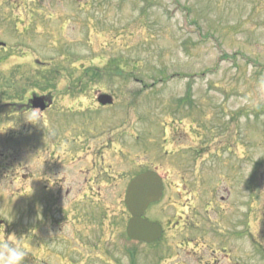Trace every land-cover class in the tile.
Wrapping results in <instances>:
<instances>
[{"label": "rangeland", "instance_id": "rangeland-1", "mask_svg": "<svg viewBox=\"0 0 264 264\" xmlns=\"http://www.w3.org/2000/svg\"><path fill=\"white\" fill-rule=\"evenodd\" d=\"M0 42V100L53 99L44 111L1 107L0 239L39 258L25 255L23 264H195L219 243L207 226L233 234V221L240 239H227L241 264H264V0H0ZM102 93L111 106L97 104ZM70 129L114 141L101 153L111 170L98 174L109 183L106 198L82 201L75 224L39 202L48 191L31 203L43 161L57 154L52 138ZM120 149L129 161L117 158ZM147 168L165 185L149 216L172 225L155 244H132L117 193L124 185L109 176ZM228 175L233 191L210 223L219 206L205 203L225 195ZM35 209L47 219L31 230ZM54 220L61 222L51 228ZM111 223L107 263L87 238L107 239ZM191 237L204 253L186 246Z\"/></svg>", "mask_w": 264, "mask_h": 264}, {"label": "flooded vegetation", "instance_id": "flooded-vegetation-1", "mask_svg": "<svg viewBox=\"0 0 264 264\" xmlns=\"http://www.w3.org/2000/svg\"><path fill=\"white\" fill-rule=\"evenodd\" d=\"M5 46H0L3 51H5ZM30 95H33L31 93ZM30 97L26 98V100L22 103H17V102H2L0 100V114L1 113V107L4 106H13L17 110H21L23 112H28L31 110L38 111L39 109H34L31 104L29 103ZM8 100V99H5ZM52 100L51 104L50 101ZM44 104L47 107L48 110L52 107L53 104V99L47 97L44 100ZM69 132V131H68ZM67 132V133H68ZM71 136H61L59 138H52V142H56L57 148H54L57 150V154H53L52 158L50 159V155L48 156L47 159L43 161V167L41 169L43 170V177L42 178H28L29 181L34 179L32 183V191L35 194V197L31 199V203L33 206L37 204L36 199L39 197L43 191H48L50 195H45L43 193V197L39 198V202H46L47 204H54L57 207L56 211H59V215L61 216V221L62 223H68V224H75L76 221H78L81 217L82 210L84 209V206L81 205L82 201H93V200H99L100 197L106 198V190L109 183L106 182H99L98 181V174H104L108 173L111 170V165H103V158L101 157V153L104 151L103 149H108L109 146L107 143H111L113 141L108 140L109 136L106 135V133H103L102 135L98 137H94L96 139H99V142L101 143L99 146L97 144H90L94 138H83V134L80 131H75L71 130ZM12 132H7L5 135H9ZM32 145H35L34 143H31ZM94 145V146H90ZM233 145L237 146L238 141H234ZM92 150V157L96 158L95 160H91V162H88V165L82 168L81 163L83 161V164H86L87 158L90 156L89 151ZM60 153V154H59ZM117 158L120 159L121 163L129 161L128 155L122 150H116L115 151ZM57 155V156H54ZM33 160V157H32ZM113 178L115 181L118 179L122 180V184H119V186H123L120 188L117 193L118 197L120 198L121 196H124L125 194V183L128 181V175H125L124 172H121L117 176H109ZM27 178V177H26ZM41 179V180H40ZM229 182L228 184L224 187V196H218L217 194L214 195L213 199H208V202L205 203L206 207H209V205L212 203L218 204L219 208L216 210V212L210 217L208 215V221H213L214 218L220 214L222 205L228 196L231 194L233 191V186L230 181L231 177L226 178ZM110 185H115L116 184H111ZM43 190V191H42ZM114 189L113 191H115ZM29 192V191H28ZM164 193V191H163ZM226 196V197H225ZM38 202V203H39ZM63 209L65 210L64 212ZM215 206H212V209L214 210ZM98 210V209H97ZM235 210V209H234ZM149 212V211H148ZM205 212H208V209L206 208ZM44 213V214H43ZM37 212V210H33V215L39 218V220L36 221L32 227H28L31 230L36 229L35 226H41L47 217H45V211ZM97 213V211H96ZM97 216V215H96ZM99 218H105V216H102L101 213L98 214ZM147 218H148V213H147ZM68 219V220H65ZM56 222L55 220L53 221V224L51 225V228H54L56 225L58 227L59 222ZM151 221H157V220H151ZM216 222V220H214ZM160 222V221H159ZM7 222L2 218V215H0V227L5 226ZM211 223V222H210ZM178 224V222H177ZM160 225L162 226L163 231H165V223L160 222ZM172 225V224H171ZM171 225L169 227H171ZM112 223L110 224L109 230L105 231V234H107V239H104L99 236V233L92 234L90 235L87 239L90 241V245L88 246L89 249H91L92 252H98L100 251V256L105 257L109 252L108 245L109 247L113 246V241H112V230L113 228L111 227ZM211 226V227H210ZM35 227V228H34ZM167 227V228H169ZM240 221L235 223L233 221L232 226H228L227 229L229 231L232 230L233 234H230L229 232H225L226 227L221 228L219 224H210L207 226V234L211 233L213 236V239H218L219 243H217V246H212V249L210 252L206 253L207 259L196 262L195 264H241V258H240V249L239 246H232L230 242H228V237H232L235 240L240 239ZM1 229V228H0ZM79 230H76L75 233L76 235L78 234ZM104 233V232H103ZM205 234L204 232H202ZM163 236V234H162ZM0 241H3L0 239ZM8 241V240H7ZM93 241H96L93 244ZM11 243L10 241H8ZM202 240L197 239V242H195L194 237H191L188 239L187 247L192 249V251L195 250L194 245H197V249H201V251L204 253V246L201 245ZM33 246L35 245L30 242ZM209 243H211L209 241ZM211 244H215L214 242ZM192 245V246H191ZM40 247V246H39ZM207 247H210L208 245ZM236 247V248H235ZM36 248V247H35ZM38 249V248H36ZM231 250H237L236 255L231 254ZM26 251V256L31 257V259H38V256L36 254H31L27 250ZM218 251V252H217ZM224 253V255H221ZM231 257L232 260L228 261V257ZM89 258V257H88ZM101 258V257H100ZM0 262H4V250L0 248ZM44 262V261H43ZM195 262V261H194Z\"/></svg>", "mask_w": 264, "mask_h": 264}, {"label": "water", "instance_id": "water-1", "mask_svg": "<svg viewBox=\"0 0 264 264\" xmlns=\"http://www.w3.org/2000/svg\"><path fill=\"white\" fill-rule=\"evenodd\" d=\"M98 102L102 105L112 103L109 95H100ZM33 107L44 108L43 99L33 97ZM162 184L154 172H145L134 178L128 185L125 204L131 214L126 233L131 240L152 243L160 238L161 228L158 224L145 220L142 216L150 203L156 202L161 194Z\"/></svg>", "mask_w": 264, "mask_h": 264}, {"label": "clouds", "instance_id": "clouds-1", "mask_svg": "<svg viewBox=\"0 0 264 264\" xmlns=\"http://www.w3.org/2000/svg\"><path fill=\"white\" fill-rule=\"evenodd\" d=\"M0 248L4 250V264H23L26 251L19 242L0 241Z\"/></svg>", "mask_w": 264, "mask_h": 264}]
</instances>
